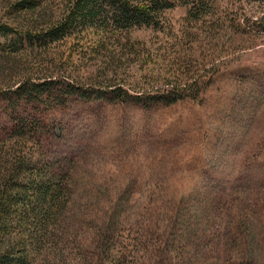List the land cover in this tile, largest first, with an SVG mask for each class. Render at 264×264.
<instances>
[{
  "label": "rangeland",
  "instance_id": "1",
  "mask_svg": "<svg viewBox=\"0 0 264 264\" xmlns=\"http://www.w3.org/2000/svg\"><path fill=\"white\" fill-rule=\"evenodd\" d=\"M19 1L0 0V150L17 144L71 190L30 264H264V0H161L128 27L106 7L54 42L38 29L69 0ZM45 77L199 94L16 99Z\"/></svg>",
  "mask_w": 264,
  "mask_h": 264
},
{
  "label": "trees",
  "instance_id": "2",
  "mask_svg": "<svg viewBox=\"0 0 264 264\" xmlns=\"http://www.w3.org/2000/svg\"><path fill=\"white\" fill-rule=\"evenodd\" d=\"M160 1L144 7L134 0H69L63 15L58 20L41 26L38 32L49 42L61 40L70 31H85L86 22L90 24L96 17L109 12L105 10L106 7L126 27L131 26V23H149ZM28 3L29 1L20 0L15 8L17 11L27 10ZM97 26L99 25H94V28L103 30ZM10 31H13L11 25L0 20V33ZM57 83L50 77H45L42 82L26 78L18 82L13 93L19 100L36 99L50 93ZM58 86L60 97L79 96L85 99L109 96L111 99L122 100L133 97L134 101L147 106L152 103L171 105L177 101L178 96H185L188 90L190 93L196 92V97L199 94L197 83L175 90L145 94L138 92L134 96L114 83L106 84V90L85 87L84 84L76 88L71 84L65 85L64 82ZM25 124L20 121L16 128L26 129ZM16 145L9 151L8 148L0 150V264H30V258L40 253L37 251L42 248L44 241L53 239V229L71 195L69 184L62 174H57L51 168L42 169Z\"/></svg>",
  "mask_w": 264,
  "mask_h": 264
}]
</instances>
